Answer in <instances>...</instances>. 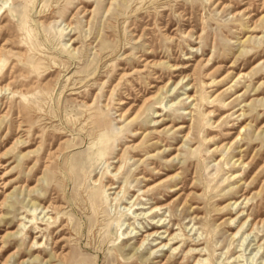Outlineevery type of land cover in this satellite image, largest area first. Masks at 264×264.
<instances>
[{
    "label": "rangeland",
    "instance_id": "374dc122",
    "mask_svg": "<svg viewBox=\"0 0 264 264\" xmlns=\"http://www.w3.org/2000/svg\"><path fill=\"white\" fill-rule=\"evenodd\" d=\"M163 263L264 264V0H0V264Z\"/></svg>",
    "mask_w": 264,
    "mask_h": 264
},
{
    "label": "bare ground",
    "instance_id": "6f19581e",
    "mask_svg": "<svg viewBox=\"0 0 264 264\" xmlns=\"http://www.w3.org/2000/svg\"><path fill=\"white\" fill-rule=\"evenodd\" d=\"M188 97H190V96H188ZM239 135V134H238ZM237 135V136H238ZM158 207H161V206H158ZM165 207V206H164ZM155 227V226H154ZM159 227H162L161 225L159 226ZM153 228V227H152ZM155 229V228H154ZM161 230V228L160 229H155L154 231H152V232H150V233H148L147 235H146V237H143L142 238V240H141V243H142V241H144V239L145 238H147V237H149V236H152L153 237V239L152 240H156L157 239V237H156V239L154 238L155 237V235L157 234V233H166L167 232V229H165V230H162V231H160ZM146 232V231H145ZM141 235V234H140ZM169 235V233L167 234V236ZM173 236V235H172ZM161 238V237H160ZM162 241H159V242H157L155 245H158V244H160ZM163 245H166V243H164ZM163 264H165V263H163ZM182 264H184V263H182Z\"/></svg>",
    "mask_w": 264,
    "mask_h": 264
}]
</instances>
